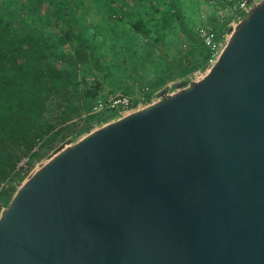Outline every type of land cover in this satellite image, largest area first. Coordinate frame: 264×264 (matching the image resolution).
I'll use <instances>...</instances> for the list:
<instances>
[{
	"label": "water",
	"instance_id": "95a60500",
	"mask_svg": "<svg viewBox=\"0 0 264 264\" xmlns=\"http://www.w3.org/2000/svg\"><path fill=\"white\" fill-rule=\"evenodd\" d=\"M0 264H264V0L205 76L39 167Z\"/></svg>",
	"mask_w": 264,
	"mask_h": 264
},
{
	"label": "trees",
	"instance_id": "16d2710c",
	"mask_svg": "<svg viewBox=\"0 0 264 264\" xmlns=\"http://www.w3.org/2000/svg\"><path fill=\"white\" fill-rule=\"evenodd\" d=\"M200 5L0 0V215L63 146L123 116L94 112L99 101L120 93L139 109L207 72L201 27L223 39L232 26L214 12L204 20Z\"/></svg>",
	"mask_w": 264,
	"mask_h": 264
},
{
	"label": "built area",
	"instance_id": "2783aa9c",
	"mask_svg": "<svg viewBox=\"0 0 264 264\" xmlns=\"http://www.w3.org/2000/svg\"><path fill=\"white\" fill-rule=\"evenodd\" d=\"M260 2H262V0H204L205 4L202 8V12L206 13L207 11L209 12V9H213V11H216V14L221 21H224V19H230L229 26L233 27L243 20V17H241L243 12H249ZM202 12L201 15H203ZM200 36L211 53L209 68L207 69L208 72L220 57L224 46L228 42L229 36H226L223 39L218 38L213 28L206 26L201 27ZM106 108L119 110L123 116L138 110L135 108L133 101L129 97L119 95L110 98L107 102L99 101L94 108V112H101Z\"/></svg>",
	"mask_w": 264,
	"mask_h": 264
},
{
	"label": "rangeland",
	"instance_id": "374dc122",
	"mask_svg": "<svg viewBox=\"0 0 264 264\" xmlns=\"http://www.w3.org/2000/svg\"><path fill=\"white\" fill-rule=\"evenodd\" d=\"M204 0H201V5H200V8H203L204 7ZM211 10V9H210ZM213 10V9H212ZM247 14H248V12H243L242 13V15H241V17H243V18H245L246 16H247ZM200 15H201V13H200ZM202 16V15H201ZM217 16V15H216ZM203 17V16H202ZM218 17V16H217ZM87 20H89V18L87 19ZM227 19H224V21H226ZM206 27H211V28H213L211 25H205ZM206 75V73H204V74H199L197 77H196V79H200V78H202L203 76H205ZM118 94H120V93H118ZM118 94H116V95H118ZM116 95H111L109 98H112V97H114V96H116ZM39 169V167H37L36 169H35V172L37 171Z\"/></svg>",
	"mask_w": 264,
	"mask_h": 264
},
{
	"label": "crops",
	"instance_id": "0c3cea01",
	"mask_svg": "<svg viewBox=\"0 0 264 264\" xmlns=\"http://www.w3.org/2000/svg\"><path fill=\"white\" fill-rule=\"evenodd\" d=\"M201 12H202V8H201V10H200V13H201ZM213 12L215 13V15H217V14H216V11H213L212 9H211V10L209 9V12L207 11L206 13L202 12V14H203L202 16H203L204 20H207V21H208V18H207L208 14H212ZM207 25H208V24H207Z\"/></svg>",
	"mask_w": 264,
	"mask_h": 264
}]
</instances>
